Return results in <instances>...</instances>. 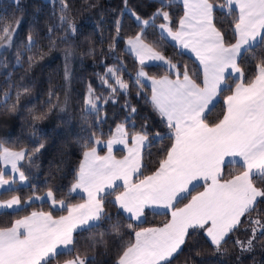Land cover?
Segmentation results:
<instances>
[{"label":"snow or ice","instance_id":"snow-or-ice-1","mask_svg":"<svg viewBox=\"0 0 264 264\" xmlns=\"http://www.w3.org/2000/svg\"><path fill=\"white\" fill-rule=\"evenodd\" d=\"M172 2L159 0L160 7L147 19L128 10L140 29L127 39L126 50L135 54L140 65L133 83L142 89L143 81L151 80L150 102L170 130L165 136L156 133L154 142L160 143L164 139L174 141L159 169L153 175L139 179L138 183L132 182L133 175L140 173L142 167V149L148 140L146 129L133 132V146L128 147V155L123 160H116L112 155L113 144L128 145V132L123 123L116 129L118 135L106 141V156L98 154L97 146L102 141L95 133L91 134L82 145L87 150L76 181L69 190L70 193L78 189L86 193V202L68 206L63 199L57 200L49 190L46 197L53 206L59 204L65 208L67 215L57 219L51 213L32 212L30 216L16 220L13 226L0 228V264H58V257H70L64 264H97L95 257L89 259L86 252H80L79 239L74 237V233L77 229L80 234L94 232L101 227L103 220L111 224L112 217L105 211L106 200L128 214L129 229H134L133 220L141 221L146 208L153 209L154 214L157 208L171 210V220L163 227L142 228L140 224L135 225L141 230L134 231V241L128 242L121 236L118 216L117 222L111 225V233L120 237L121 251L116 264H175L173 257L181 252L186 242L200 235L201 230L216 252L227 251L226 245L231 236L242 227L247 232L248 225H251L248 239L234 241L241 251L250 252L255 247L254 242L264 241V219H261L264 212L260 211L261 205H264V187L256 186L257 182L264 185V57L256 65L257 74L247 83L243 82V69L238 63L248 53H254L256 48L264 49V0H224L218 5L210 0H182L185 12L176 30H173L169 12L164 10ZM233 5L238 8L234 23L237 39L235 43L226 44L224 34L213 22V12L216 7L231 11ZM68 10L67 0H61L57 27L66 26L67 31L75 33L76 27L66 15ZM158 18L164 22L157 24ZM156 29L160 38L166 34L182 49L195 54L202 65V86L192 79L186 67L181 79L177 66L149 43L151 30ZM51 33L52 28H49L47 38L54 45ZM115 33L109 51H115L117 40L122 39L119 21L116 22ZM13 35L14 29L10 27L0 29V47L4 46L6 38L10 45ZM37 47L38 43L29 35L26 51L31 52ZM70 54L65 56L66 61ZM16 56L19 63V51ZM115 59L119 61V56ZM147 60L163 62L167 70L174 73L175 80L167 76L162 79L149 77L143 67ZM123 71L122 64L119 68L107 67L106 74L100 77L102 85H106L111 92L103 103H108L109 99L115 103L118 92L128 93L129 85L121 75ZM233 73L239 74L236 76L238 82L233 94L224 100L226 113L219 122L209 125L205 113L210 116L216 97L222 91L230 90L226 74L232 76ZM65 76L67 79V71ZM109 80L113 83L109 84ZM23 91L26 93L29 90L25 88ZM20 96L21 91L18 90L17 103ZM49 97L51 110L57 105L51 102L52 93ZM10 100L9 93L4 92L0 108L15 112L16 104L9 107ZM99 101L101 97L96 96L89 85L86 100L89 114L94 112L96 117L99 116ZM64 103L67 104V97ZM125 106L132 113L136 111L130 105ZM59 110L63 112L65 107L61 105ZM27 111L34 121L46 116V113L34 112L32 108ZM43 147V143L37 140L32 153L39 152ZM226 157L240 158L242 171L239 174L223 177ZM26 158L35 163L31 154L26 156L24 150L12 151L0 142V160L5 165H11L13 174H18L6 178V174L0 171V189L8 186L6 192L17 191L14 187L17 182L28 181L29 177L18 167V161ZM234 163H237L235 159L228 161L229 166ZM118 180L123 182L122 185L116 184ZM198 181L203 184L196 183ZM202 186L205 190L198 192ZM192 192L198 194L192 195ZM32 199L39 200L41 197L33 196L27 202L30 204ZM185 200L189 202L179 207ZM20 204V197L13 196L0 202V210L11 209L15 214L22 210ZM253 213L257 214L255 218ZM103 235L101 233L98 243L106 247ZM96 244L97 241H93L91 250Z\"/></svg>","mask_w":264,"mask_h":264},{"label":"trees","instance_id":"trees-1","mask_svg":"<svg viewBox=\"0 0 264 264\" xmlns=\"http://www.w3.org/2000/svg\"><path fill=\"white\" fill-rule=\"evenodd\" d=\"M214 5L223 4L224 0H211ZM68 12L66 15L76 27L75 33L67 31L65 27H57L61 15V0H0V29L10 27L13 29L19 24L18 31L7 51L0 52V99L3 93L8 92L11 104H16V111L8 108H0V142L12 151L26 152L31 154L33 164L27 158L24 159L20 168L29 177L26 185L16 186L17 191L0 194V201L10 200L13 196H19L21 200V211L13 214V210L0 212V228H9L18 219L30 216L32 212L51 213L54 218L67 215L64 209H55L50 200L37 201L33 196L44 198L51 190L56 199H63L65 205L71 206L81 204L84 199L70 193L71 186L75 183L79 167L87 150L82 145L87 138L95 133L96 137L104 143L114 137L116 129L122 123L128 132L131 141L133 132H148V145L143 151L142 168L132 182L138 183L139 179L153 175L166 158V151L173 140L164 139L163 142H154L156 133L165 136L169 133L165 122L156 112L150 102L151 89L144 84L141 89L134 85L133 79L140 67L138 62L125 50V43L129 37L134 36L140 29L135 18L129 13V9L140 17L147 19L151 17L160 7L159 0H67ZM168 11L173 30H176L178 22L184 15L183 7L174 0ZM214 23L224 34L225 43H235L234 23L238 16L235 10L228 11L219 7L214 8ZM120 24V37L115 46V51H109L110 43L116 35V22ZM157 19L156 23H163ZM49 28H52V42L47 38ZM38 43V47L31 52L26 51L25 46L28 36ZM158 41V43H156ZM4 43V42H3ZM149 43L156 50L167 57L180 70L181 76L186 67L188 74L198 84H202V73L197 63L188 55L181 52L173 44L160 38L159 30H151ZM72 50L76 56L74 69L72 71L69 89L65 82L64 67L59 56L62 51ZM20 52L19 63L16 53ZM91 53V54H90ZM255 55V59L253 56ZM32 57L29 60V57ZM119 56V61L115 59ZM264 57V49L256 48L254 53H248L243 60H239L243 69V82L247 83L257 74V63ZM123 65L122 78L129 85L128 93H117L115 103L111 99L103 103V99L111 95L110 89L102 85L100 77L107 72V67L119 68ZM107 66V67H106ZM144 70L152 78L170 77L175 75L160 66L144 65ZM236 79L232 76L226 78L230 90L222 91L219 100L215 104L211 115L206 114L207 123L212 125L219 122L226 113L224 100L233 94ZM113 81L109 80V84ZM89 85L94 89L95 95L101 97L98 102L99 116L93 112L88 113L86 104ZM27 88L29 91L24 92ZM21 91L19 102L16 101V92ZM49 93H52V103L57 107L49 110ZM139 93V94H138ZM56 97H59L56 100ZM65 97L67 104L65 105ZM63 105L65 110L61 112L59 106ZM125 105L134 107V113L129 111ZM32 108L34 112L46 113L45 118L34 121L27 111ZM131 121V123H129ZM39 129V131H37ZM35 133V136H34ZM39 140L44 147L39 152L32 153L35 142ZM104 150L100 151L103 154ZM115 155L122 158L124 151H117ZM0 171H2L0 167ZM242 171L240 165L228 164L224 167L223 177L230 178ZM141 173L143 175H141ZM10 175H6L9 178ZM256 186L264 187L259 182ZM203 189L201 187L198 192ZM198 192H192L196 195ZM189 201L185 200L179 204L183 207ZM177 206V205H176ZM105 211L112 217L111 224L107 220L100 222L101 227L94 232L80 231L74 234L79 239L81 253H87L90 259L95 257L97 264H116L120 254V237L111 233V225L120 220V233L125 242L134 241V231L141 230L135 225L140 224L142 228H160L170 222V213L145 212L142 223L132 221L134 229L127 227V217L118 209L105 201ZM260 211L264 212V205ZM253 213V218L256 217ZM264 219V217H261ZM243 224V218H242ZM242 227L231 236L226 245L227 251L216 252L203 230L181 249L173 259L175 264H264V241L254 242L255 247L250 252H242L234 243L236 239L245 241L250 235ZM103 233L106 247L98 243ZM93 241H97L94 250H91ZM70 257H58V264H62Z\"/></svg>","mask_w":264,"mask_h":264},{"label":"crops","instance_id":"crops-1","mask_svg":"<svg viewBox=\"0 0 264 264\" xmlns=\"http://www.w3.org/2000/svg\"><path fill=\"white\" fill-rule=\"evenodd\" d=\"M176 3H178V4H180V5H182L183 6V2H182V0H174ZM233 7H235V5H233ZM235 9H236V12L238 13V8L237 7H235ZM183 18V17H182ZM213 18H214V13H213ZM213 22H214V19H213ZM215 24V23H214ZM169 39V41H170V43L171 44H173L175 47H177V49H179L181 52H183L184 54H186V55H188L189 57H191L196 63H197V65L199 66V68H200V70H201V73H202V65H200V63H199V60L196 58V56H195V54L194 53H192L190 50H188V49H182L181 47H180V45H179V43L177 42V41H173L172 39H171V37H169L168 38ZM239 61V60H238ZM230 71V70H229ZM174 74V73H173ZM237 75H239V74H236V73H233L232 74V77L234 78V79H236V76ZM150 77V76H149ZM227 77H229L227 74H226V78ZM162 78H164V77H162ZM162 78H155V79H162ZM170 80H175V78H170V77H168ZM202 78H203V75H202ZM181 79H182V76H181ZM201 86H202V84H201ZM147 87H149L150 89H151V80H147ZM222 88L224 87V85H222L221 86ZM235 90V89H234ZM234 92V91H233ZM219 100V96H217L216 97V99L213 101V104L215 105L216 104V102ZM210 107H211V105H210ZM227 107V106H226ZM207 113H205V115H206ZM126 129V128H125ZM116 135H118L117 134V131L115 132V135L114 136H116ZM105 143L106 142H104V143H101L100 145H98L97 146V152H98V154L99 155H101V156H106L107 154H108V152H107V149H106V147L104 146L105 145ZM148 145V140L145 142V147L142 149V155H143V151H144V149L146 148V146ZM133 146V143H132V139H131V141L129 140V138H128V145H127V147L125 146V145H123V144H113V146H112V155L115 157V159L116 160H123L127 155H128V147H132ZM101 150H104V153L103 154H100V151ZM117 151H124V155H123V157L122 158H118L116 155H115V153L117 152ZM232 159H235L236 161H237V163H234L235 165H240L241 166V163L242 162H240V158L239 157H236V158H232V157H226L225 158V165H224V167L228 164V161L229 160H232ZM83 160H84V158H83ZM83 160H82V163H83ZM24 160H21V161H18V167H20V165L22 164V162H23ZM81 163V164H82ZM1 167V166H0ZM142 168V167H141ZM2 169V168H1ZM141 171V170H140ZM2 172H4V170L2 171ZM5 173V172H4ZM6 175H10V177H13L12 176V174L11 173H8V172H6L5 173ZM139 173H137V174H134L133 175V177H132V180H133V178L136 176V175H138ZM18 174H16V176H17ZM18 184L16 185V186H24V185H26V183L27 182H23V183H20V182H17ZM122 181H116V184L117 185H122ZM196 183H201V184H203V182L202 181H198V182H196ZM15 186V187H16ZM191 187V186H190ZM203 187V186H202ZM205 189H204V187H203V189L200 191V192H202V191H204ZM73 195H77V196H80V197H82L83 199H84V202L83 203H85L86 202V200H87V194L86 193H84L83 191H81V190H76L75 192H71ZM1 194V193H0ZM198 194V193H197ZM196 194V195H197ZM82 204V203H81ZM21 205V204H20ZM22 206V205H21ZM53 206V205H52ZM174 206H176V205H174ZM54 208H58V209H64V208H61L60 206H59V204H57L56 206H53ZM121 211V210H120ZM146 211H152L153 212V209H150V208H146L145 209V212ZM122 212V211H121ZM155 213H170V216H171V210L170 209H164V208H157L156 210H155ZM126 217H128V214L127 213H123ZM144 219H145V215L143 216V217H141V221H135V220H133L134 222H137V223H142L143 221H144ZM170 220H171V218H170ZM78 231H80L79 229H77V231L76 232H78ZM75 234V233H74ZM211 243V242H210ZM178 254V253H177ZM176 254V255H177ZM175 255V256H176ZM174 256V257H175ZM173 257V258H174Z\"/></svg>","mask_w":264,"mask_h":264},{"label":"rangeland","instance_id":"rangeland-1","mask_svg":"<svg viewBox=\"0 0 264 264\" xmlns=\"http://www.w3.org/2000/svg\"><path fill=\"white\" fill-rule=\"evenodd\" d=\"M46 1H51V0H46ZM210 2H211V0H210ZM182 6V5H181ZM183 7V6H182ZM236 7V6H235ZM235 7H233L232 6V10H235L236 11V9H235ZM183 10H184V12H185V9H184V7H183ZM18 28H19V24H17L13 29H14V35L12 36V38H11V44H12V42H13V40H14V37H15V35H16V33H17V31H18ZM169 37L165 34V36H164V39L165 40H167L168 42H170L169 41V39H168ZM11 44L9 45L8 43H7V38H6V40L4 41V46L3 47H0V52H4V51H7V50H9L10 48H11ZM127 49V42L125 43V50ZM158 51V50H157ZM71 53L69 56H68V59H67V61H66V59H65V56L68 54V53ZM126 52L127 53H129L137 62H138V64H139V61H138V59L136 58V56H135V54L134 53H130V52H128L127 50H126ZM162 54V53H161ZM163 55V54H162ZM60 57H61V60H62V63H63V67H64V74L66 73V71H67V79H66V76L64 77L65 78V82H66V85H67V88L69 89V82H70V80H71V75H72V71H73V69H74V63H75V61H76V56H75V54H74V52L70 49V50H65V51H62L61 52V54L59 55ZM164 56V55H163ZM165 57V56H164ZM167 60H169L167 57H165ZM170 61V60H169ZM174 64V63H173ZM144 65H148V66H160V67H163V68H165V69H167V65H164L163 64V62H161V61H155V60H147L146 62H145V64ZM171 72V71H170ZM171 73H173V72H171ZM136 76V75H135ZM149 76V75H148ZM176 78V77H175ZM202 81H203V79H202ZM143 84H145L146 86H147V80H145V81H143ZM0 166H1V168H2V171L4 170V172L6 173V172H8V173H11L12 174V176L13 177H16V174H13L12 172H11V165L10 164H8V165H5V163H4V161L3 160H0ZM18 183H16V185H17ZM16 185H14V187L16 186ZM19 186V185H18ZM8 186H5V189L7 188ZM5 189H0V193H2L3 191H5ZM37 200V199H36ZM46 201V200H50V199H48L46 196L44 197V198H42V199H39V200H37V201ZM51 201V200H50ZM0 202H2V201H0ZM21 207V205L19 206V208ZM55 209H58V208H55ZM5 210H11V209H4V210H0V212H2V211H5ZM137 223V222H136ZM62 264H64V263H62Z\"/></svg>","mask_w":264,"mask_h":264}]
</instances>
